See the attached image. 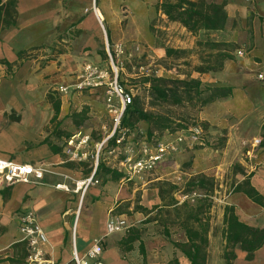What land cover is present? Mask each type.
Returning a JSON list of instances; mask_svg holds the SVG:
<instances>
[{"label": "crops", "instance_id": "obj_1", "mask_svg": "<svg viewBox=\"0 0 264 264\" xmlns=\"http://www.w3.org/2000/svg\"><path fill=\"white\" fill-rule=\"evenodd\" d=\"M10 1L14 4L8 6ZM195 1L203 9L220 6L226 16L223 30L200 32L199 35L209 33L210 37L236 46L237 55L224 63L222 71L199 78L208 86L232 88L230 98L205 108L199 113V120L212 130L225 131L228 151L236 152L238 145L243 149L241 153L246 151L247 161L236 160L225 169L237 166L234 185L247 180L264 197V149L260 147L261 152L256 155L253 144L242 145L247 138L253 137L249 133L252 115L256 114L254 127L258 129L254 135L259 136L255 140L261 142L264 126V98L256 104L253 95L255 90L264 92V84L256 80L257 74H264V0ZM161 2L163 0L1 1V5H5L4 11L10 13L3 19L14 25L0 30V60L15 63L19 52H27L30 58L12 78H8L6 69L0 66V159L40 168L44 173L40 180L31 176L27 184L8 186L0 181V264L25 262L27 252L17 221L24 211L35 214L47 239L42 247L44 257L54 264H73V234L81 255L94 241H100L103 264H191L184 251L174 247V244L189 245L184 220H180L183 233L179 240L166 231L161 233L154 226L156 222L148 220L150 212L147 208L144 216L135 210L132 203L135 190L131 191L130 182L113 181L101 174L95 176L100 184L90 187L80 198L74 191L75 184L88 178L93 171L89 146L82 150L87 152V159L78 163L70 161L66 147L63 148L69 139L51 138L53 132L73 137L83 132L91 135L99 128L100 118L91 112L103 108L102 101L82 100L75 95L59 96L54 91L76 84L85 64L101 67L105 60V41L111 45L122 44L126 50L148 48L153 52L160 51L159 54L164 56L163 49L152 47L153 29L168 32L176 27L177 35L181 37H176L173 43L181 49L187 47L186 38L182 37L192 35L156 11ZM238 52L242 55L238 56ZM48 96L60 103V113L54 124L51 123L54 113ZM86 107L91 112L85 114L82 129L75 131L68 118L75 112H86ZM59 122L62 123L57 128ZM88 122L96 127L90 129ZM66 126L68 128L64 130ZM48 138L52 145L62 149L60 153L50 150L45 143ZM103 164L112 170L113 163L104 159ZM218 169H214L216 175L210 178L215 183L219 179ZM160 181H164L163 178L157 177L147 184L160 185L163 183ZM57 186L69 190H59ZM218 195L216 191L212 198L214 204L208 221H202L208 224V243L202 246L204 264H264V245L253 253L251 260H247V253L240 244L228 246L224 239L225 208H232L241 224L264 230V207L243 193L232 191ZM112 216L124 218L130 229L139 233L131 249L120 246L128 236L126 230L107 234V223Z\"/></svg>", "mask_w": 264, "mask_h": 264}, {"label": "rangeland", "instance_id": "obj_2", "mask_svg": "<svg viewBox=\"0 0 264 264\" xmlns=\"http://www.w3.org/2000/svg\"><path fill=\"white\" fill-rule=\"evenodd\" d=\"M160 24L161 23L156 25L160 26ZM177 34L176 27L170 29L168 32L162 31V29L158 28L153 29L154 44H152V47H154V49H163L164 56L159 54L160 51L153 52L148 48L142 51L139 48L126 50L124 46L120 44L125 53L121 57L123 61V68L119 71L118 81L124 88H126V90L131 92L133 98L139 97L141 99L145 110H152L149 107L150 97L147 92L148 85L144 83L145 80L151 77L183 79L186 74L193 71L195 66L199 65L200 54L203 58L207 56V50L197 49L196 42L200 40L204 41L206 39L224 42L217 40L215 37H210L209 33L198 35L195 39L193 36H183V39L186 38L184 42L187 47L185 49H181L180 45L173 43V40L176 37H181V35ZM168 42L171 43L168 44ZM114 46L115 44L111 45L105 41L104 48L106 58L100 67L101 69L109 70L107 50L113 54L112 49ZM166 48H172L174 50H187L188 53L180 60H166ZM227 50L231 51L230 54L234 57L237 56L236 49L229 50L227 48ZM129 55H131V57H129ZM191 77L200 78L201 76L192 73ZM74 85L64 87L67 88L66 94L60 93L58 91L59 88H57L54 93L59 96L75 95L82 100L102 101L101 103L103 104V108L100 107L98 111L94 110L91 112L89 107H86L88 108L86 113L94 112L95 114H98L100 118L99 128L97 127L90 135L89 150L91 155H89V158H91L93 162V146L102 138L101 127L109 122V118L104 107V93L103 90H77ZM253 95L257 100L256 104L264 98V92L257 90L254 91ZM166 111L171 113V118L174 122H176V124L188 126L191 129H200L201 137L204 141L203 145H196L192 148H183L182 151L172 157H169L150 174H146L141 179L131 181L130 188L131 191L135 190L132 202L135 204V207L140 206L147 208L150 212L148 220L156 222L154 226L158 228V231L161 233L166 231L169 235H172L173 239L179 240L180 235L183 233L182 228H180V220H184V225H192L194 228H196L197 225L191 220L193 214L198 215L202 221H208L209 214L211 213V209L214 204L212 200L214 193L217 191V193H219L218 196H224L228 193H232L233 191L234 173L238 171V169L235 165H232L228 169H225V166H228V164L234 163L239 159L247 161V156L245 154L246 151L241 153L243 149L240 145L237 146V151H240L239 153L237 151L234 152V150L233 152L228 151V149H226L227 138L225 131L220 129H210L206 123L199 120V112L191 108L181 109L171 107L166 109ZM251 117L252 119L250 120L251 126L249 128V133L253 135V137L247 138V141L244 142V144L242 143L243 146L247 145V147L252 146L255 138L259 137L258 135H254L258 130L256 126L254 127V123L256 124V114ZM67 125L72 126L71 123H68ZM88 125H90V129H94L96 127L92 125L91 122H88ZM67 128L68 127L66 126L64 130ZM138 128L141 132H145L146 125L141 123L138 125ZM81 135H85V133L83 132ZM64 147H67L66 143H64L63 148ZM107 152L108 150L105 149L103 154L100 155V163H102L103 159H105V162H115L114 157L112 155H108ZM260 152V146L256 147L254 154L258 155ZM217 167L220 168L218 169L219 174L217 173V175H219V179L217 180V183L213 182L212 187L208 184L203 188H196V186H193L190 182L193 178L198 176L212 178L211 176L216 175L215 170ZM157 177L163 178L164 181L160 182L176 186L177 190L173 191L170 187L166 185H159V183L147 184L150 180ZM160 186L161 193H159ZM193 195L195 196L192 197V199L181 203V198L183 196ZM142 216H144L143 213Z\"/></svg>", "mask_w": 264, "mask_h": 264}, {"label": "trees", "instance_id": "obj_3", "mask_svg": "<svg viewBox=\"0 0 264 264\" xmlns=\"http://www.w3.org/2000/svg\"><path fill=\"white\" fill-rule=\"evenodd\" d=\"M0 0V30L6 29L13 23H6L5 19L10 14L8 10L4 11L5 5H1ZM14 2H8V6L13 5ZM156 11L164 15L168 22L177 23L186 30L187 33L193 37H197L200 32H219L223 30L226 16L220 6L211 5L203 9L195 0H163L156 6ZM224 41V40H221ZM197 49H206L207 56L203 58L200 54V63L193 68L191 73L185 75L183 79H168L163 77H151L144 81L148 85V95L150 97L149 107L152 110H145L139 97L133 98L132 104L128 106L122 118V128L128 129L139 137L140 133L146 136L147 140H160L165 133L176 134L178 132H187L191 128L188 126L176 124L171 118V113L166 111L171 108H191L197 112H202L211 104L226 100L232 95V88L230 87H216L208 86L202 83L199 78H192L191 74L195 73L198 76L215 74L222 71L224 63L233 60L231 49H236V46L224 42L212 41L210 39L200 40L196 42ZM187 50H174L172 48L165 49L166 60H180L187 54ZM30 58L27 52H19L17 54V61L15 63H8L5 60H0V66L6 69V76L12 78L15 72L20 68L22 63ZM106 58V55H105ZM48 101L53 109V118L51 123L54 124L60 113L59 100H55L52 96H48ZM166 111V112H165ZM85 110L79 113H73L68 119L72 121L75 126V131H79L80 127L85 122ZM62 122L57 124V128ZM145 124V132H141L138 128L139 124ZM205 125V124H203ZM206 126V125H205ZM135 138V140L137 139ZM51 138L58 140H67L71 138V134H62L53 132ZM45 143L54 153H60L61 148H56L52 145V141L48 138ZM114 147V143L110 142L106 150ZM260 147L264 149V126H262V136ZM104 160V159H103ZM102 163H98L95 176H109L113 181L122 179V174L112 171ZM196 188H203L208 184L212 187L214 180L205 176H198L190 181ZM173 191L177 187L171 184L162 183ZM161 193V186L159 188ZM233 193H243L252 202L264 207V197L260 196L251 186L249 181H244L240 184L234 185ZM137 212L145 213L147 210L143 207H135ZM191 220L197 224V228L192 225H184L185 235L187 237L188 246H181L174 244L175 248H180L186 254L191 264H204L202 258V246H205L207 241L208 224L203 223L198 215L192 216ZM224 224L226 229L224 232V239L226 244L235 245L240 244L241 249L246 251L247 260H251L253 253L264 245V230H254L241 224L233 213L232 208H225L224 210ZM127 238L120 244L121 248L125 250L131 249L134 241L138 240L139 233L134 229L127 230Z\"/></svg>", "mask_w": 264, "mask_h": 264}, {"label": "built area", "instance_id": "obj_4", "mask_svg": "<svg viewBox=\"0 0 264 264\" xmlns=\"http://www.w3.org/2000/svg\"><path fill=\"white\" fill-rule=\"evenodd\" d=\"M111 54L107 50V59L109 70L101 69L92 64H85L82 73L78 77L74 87L77 90L91 89L103 90L104 107L109 118L108 124L101 127L102 138L94 145L95 153L93 157L92 174L75 184L74 191L80 194L82 198L85 192L94 186L100 184L95 178L96 169L99 163V157L103 154L105 148L110 142L114 147L108 150L107 154L114 157L115 162L110 168L113 171L122 174V180L131 182L135 179H141L146 174H150L169 157L178 154L184 147L192 148L202 146L203 140L201 130L193 128L187 132H178L176 134L165 133L160 140H147L146 136L122 128V118L128 106L132 104L133 95L126 90L118 81L119 71L123 68L122 56L125 51L120 44L112 49ZM242 53L238 52V56ZM131 57V55H129ZM114 58V59H113ZM257 82L264 84V74L256 75ZM60 93L66 94L67 88L60 87ZM137 139L135 140V138ZM167 138V139H166ZM90 135H81L71 137L66 145V154L70 161L83 162L87 159V152L82 150L89 146ZM255 147L260 145V140L253 142ZM44 170L33 168L28 165H18L13 162L0 159V181L12 186L18 183H28L30 177L40 180ZM56 189L68 191L65 186H57ZM193 196H183L181 203H184ZM18 229L22 235V242L26 247L27 256L23 264H54L44 257L42 247L47 243L45 234L37 223L36 216L31 211L22 212L18 218ZM130 228L128 222L121 217L112 216L107 223V234L127 231ZM103 247L100 241H94L87 251L81 255L78 253L75 236L72 238V263L73 264H103Z\"/></svg>", "mask_w": 264, "mask_h": 264}]
</instances>
